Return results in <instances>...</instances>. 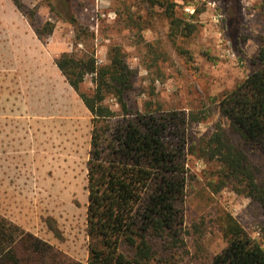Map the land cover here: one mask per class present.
<instances>
[{
    "label": "rangeland",
    "instance_id": "rangeland-1",
    "mask_svg": "<svg viewBox=\"0 0 264 264\" xmlns=\"http://www.w3.org/2000/svg\"><path fill=\"white\" fill-rule=\"evenodd\" d=\"M22 1L25 13L12 0H0V215L67 258L87 261L92 115L55 59L93 49L103 65L111 47L120 46L133 74L125 97L131 113L187 115L183 230L177 241L168 237L155 245L159 253L151 264H164L162 247L169 264H200L221 251L226 242L217 224L225 212L264 247L260 205L224 182L217 160L190 151L218 125L229 128L218 100L255 68L264 42V0H179L177 26L147 0ZM46 21L53 31L38 37L34 29ZM94 86L86 76L81 91L92 94ZM105 104L122 116L113 97ZM190 113L199 120L190 121ZM169 131L176 141L175 129ZM249 156L262 167L260 153Z\"/></svg>",
    "mask_w": 264,
    "mask_h": 264
},
{
    "label": "trees",
    "instance_id": "trees-1",
    "mask_svg": "<svg viewBox=\"0 0 264 264\" xmlns=\"http://www.w3.org/2000/svg\"><path fill=\"white\" fill-rule=\"evenodd\" d=\"M147 1L163 7L171 25L177 26L174 7L179 0ZM12 2L26 12L22 0ZM69 21L75 22L72 15ZM191 26L187 25L189 30ZM53 28L46 21L34 30L41 37L50 35ZM252 62L254 70L218 100L229 128L218 125L190 151L197 149L207 159L217 160L224 182L257 202L264 213V164L255 165L249 156L257 152L264 157V42ZM55 63L92 115L86 162L89 256L86 262L71 260L0 215V264H151L159 253L155 245L168 237L177 241L183 230L187 115L176 111L159 116L131 113L125 97L133 74L120 46L111 47L108 63L103 65L93 49L62 52ZM89 75L95 85L92 94L81 91V83ZM107 97L116 100L121 117L105 104ZM189 120L199 119L190 113ZM169 128L175 129L176 141L168 138ZM217 228L226 245L200 264H264V247L231 213L222 214ZM166 252L160 248L164 264H169L163 255Z\"/></svg>",
    "mask_w": 264,
    "mask_h": 264
},
{
    "label": "built area",
    "instance_id": "built-area-1",
    "mask_svg": "<svg viewBox=\"0 0 264 264\" xmlns=\"http://www.w3.org/2000/svg\"><path fill=\"white\" fill-rule=\"evenodd\" d=\"M212 4H213V5H215V3H214V2H213Z\"/></svg>",
    "mask_w": 264,
    "mask_h": 264
}]
</instances>
